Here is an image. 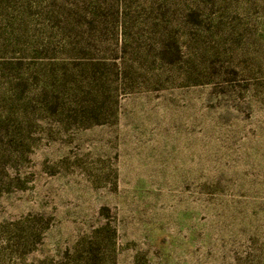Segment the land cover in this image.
<instances>
[{
	"label": "rangeland",
	"instance_id": "1",
	"mask_svg": "<svg viewBox=\"0 0 264 264\" xmlns=\"http://www.w3.org/2000/svg\"><path fill=\"white\" fill-rule=\"evenodd\" d=\"M0 264H264V0H0Z\"/></svg>",
	"mask_w": 264,
	"mask_h": 264
}]
</instances>
